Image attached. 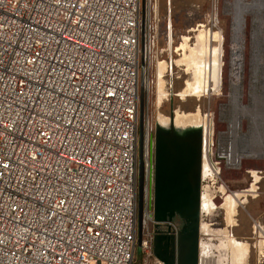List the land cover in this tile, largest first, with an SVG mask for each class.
Wrapping results in <instances>:
<instances>
[{"label":"built area","instance_id":"2783aa9c","mask_svg":"<svg viewBox=\"0 0 264 264\" xmlns=\"http://www.w3.org/2000/svg\"><path fill=\"white\" fill-rule=\"evenodd\" d=\"M154 20L152 0H0V264H178L147 195L137 228Z\"/></svg>","mask_w":264,"mask_h":264},{"label":"rangeland","instance_id":"374dc122","mask_svg":"<svg viewBox=\"0 0 264 264\" xmlns=\"http://www.w3.org/2000/svg\"><path fill=\"white\" fill-rule=\"evenodd\" d=\"M152 6L155 10L156 39L155 57L146 65L143 82L141 127L144 161L143 196L146 197L148 190L149 201H153L154 139L157 129L160 131V121L168 127L164 134L166 137L172 136L173 133L176 135L173 124L177 113H180L183 122L186 120L192 124L191 127L202 130V137L206 135L208 126V130L210 128L208 150L204 149L208 140H204L203 137L204 145L202 149L198 148L199 154L196 156L195 153L191 154L196 161L198 157L197 165L201 167L200 174L196 164L191 171L192 185L194 184L191 199L194 202L198 200L197 206H200L197 226L194 228L190 226L183 234V223L184 227L188 224L182 216L187 215L188 210L183 215V205L178 204L173 211L178 231L177 249L180 240L183 247L181 252L183 251L185 257L188 254L186 246L189 247L192 242L195 249L198 241L197 249L198 251L200 249L201 263L218 264L220 261L221 264L222 261V264H229L227 240L233 239L230 236L233 235L237 241L233 239L230 242L243 244L238 242L240 241L248 245L247 253L241 255L236 264H264V261L259 259L257 246L252 245L251 237L253 219L261 220L258 216L264 212V6H254V12L259 16L255 20L258 18L261 28L257 32L253 31L252 36L255 39L251 42L248 39L250 18L247 17L243 30L244 40L237 37L234 42L233 48L238 49L237 56L231 50L233 42L231 23L235 14L247 11L240 2L152 0ZM170 32L172 50L168 47ZM182 37L183 56L182 51H176L180 48ZM250 49L254 52L250 53ZM214 54L222 63L219 73L220 80L222 79L220 88L214 90L210 87L209 90H202L200 95H185L186 85L192 81L194 72L199 70L205 74V65L208 66ZM182 58L183 66H179L177 61ZM235 58L237 59L234 66ZM160 62L166 63L162 78L164 86L161 91L157 82V68ZM232 75L240 86L239 89L234 88L236 96L232 98L236 100L235 102L228 99L230 93L228 76ZM250 81L252 86L249 84ZM182 92L183 95L180 94ZM196 117L199 118L201 125L198 124V120L195 123ZM189 165L188 163L186 166ZM246 190L248 191L245 193ZM235 193L239 194L237 198L233 196ZM229 197H232L236 204L235 214L227 213L226 208L222 206L224 200ZM203 199H210L214 206L203 211L201 207ZM143 205L140 210L137 207L138 229L141 227ZM195 206L193 205L194 208ZM251 212L256 214L251 215ZM196 229L197 241L194 237ZM140 239L139 232L135 248L138 262L141 257ZM244 246L247 249V246Z\"/></svg>","mask_w":264,"mask_h":264},{"label":"water","instance_id":"95a60500","mask_svg":"<svg viewBox=\"0 0 264 264\" xmlns=\"http://www.w3.org/2000/svg\"><path fill=\"white\" fill-rule=\"evenodd\" d=\"M141 10L143 11V0H141ZM143 24V18L142 23ZM142 116H143V86L140 82L139 87V154H138V184H137V207L140 210L144 201V161H143V144H142ZM200 148V147H199ZM185 146L178 144L174 138H163L158 129L154 139V200L153 206L157 218L171 217L178 203L183 202V215L187 220L188 226L184 227L183 234L186 229L197 226L196 220L200 212L198 200H192V175L193 165L187 168L185 155ZM183 160V162H182ZM184 164V165H183ZM200 166L198 165V173L200 174ZM195 206V208L193 207ZM188 215V213H190ZM165 213V214H164ZM178 214V213H176ZM196 215V216H195ZM194 225V226H193ZM193 226V227H192ZM197 241V229L195 236ZM192 242L187 247V256H183V261L179 260L178 264H203L201 263L200 249L197 246L194 249ZM186 249V248H185ZM195 250V253H194ZM154 253L165 260L159 249L157 240L154 242Z\"/></svg>","mask_w":264,"mask_h":264},{"label":"bare ground","instance_id":"6f19581e","mask_svg":"<svg viewBox=\"0 0 264 264\" xmlns=\"http://www.w3.org/2000/svg\"><path fill=\"white\" fill-rule=\"evenodd\" d=\"M235 1L240 2L243 6H245V9L247 10V11H241L240 13L235 14V17H234V19H232V23H231L232 39H233V42L231 43V50L233 51L235 56H237L238 55V49L237 48H233L234 42H235L237 37H239V39H243L244 40L243 30H244V27L246 25L247 17L250 18L248 20L249 21V33L247 32L248 33V39H249L250 42L255 39L252 36L253 31L257 32L261 28V25H260V23L258 21V18H257V20H255V18L259 17V16H257L256 13L254 12V6L255 7L264 6V0H249V1H246V0H235ZM258 9H260V8H258ZM168 39L170 40V42L168 43V47H170V49L172 50V45H171V43H172L171 42L172 34H171V32L168 35ZM176 51H182V56H183V37H182V43L180 45V48H177ZM251 52L253 53L254 50L250 49V53ZM218 54H220V52H218ZM216 55H217V53H216ZM216 55L215 54L212 55V57L210 58V62L208 64V66L205 65V70H206L207 74L206 73L205 74L204 73H200L199 70L194 72V74L192 76V81L189 84L186 85L187 88H185V91H184L185 95L186 94L187 95L188 94L200 95L202 93V90L203 91H205L207 89L209 90L210 87L214 88V90H217V89L220 88L222 79L220 80L221 75L219 73H220V68L222 66V63L219 60L220 58L217 57ZM251 55L254 56V54H251ZM236 59L237 58H235V60H234V66L236 65ZM178 63L180 64L179 66H183V58L180 61H177V64ZM165 65H166L165 62H160L158 64V68H157V79H158L157 82L160 85V87H159L160 90L159 91H161L163 86H164L162 78H163V74H164V71H165V68H166ZM234 69H236V68H234ZM250 70L253 71L252 69H250ZM250 74H251V72H250ZM228 84H229V87H230V93H229L228 99L230 101H232V102H235L236 100L234 98H232V97L236 96V91L234 92V88L237 87L239 89L240 88L239 83L236 80H234V76L232 75V76H228ZM249 84H250V86H252L251 81H250ZM180 94L183 95V92L180 93ZM161 95L162 94H160V96ZM230 104H232V103H230ZM197 120H198V124L201 125L198 117H196L195 123L197 122ZM184 122H183V118L180 115V113H177L175 122L173 124L174 127H175L176 135L173 133L172 136L166 137L164 134H165V132L168 131V127H167V125L165 126V124L163 125L162 121H160V124H161L160 127H159L160 131L159 130L158 131H159L160 135L163 138L167 139V138H171L172 137L181 146H183V144H184V146H185V151L184 152H185V155L188 157L186 159L185 165L189 163L190 165L192 164L194 166L196 164L195 166H196V168H198V165H197L198 157H197V161H196L194 157H191V154L193 153V155H194V153H195V156L199 154V150H198L199 146H200V149H202L203 145H204L203 144V137L205 138L204 140H208L207 143L204 145V147H205L204 149L208 150L209 143H210V138H209V136H210V128L208 130V126H207L206 127V131L204 129V131L206 132L205 133L206 135H204L202 137V133H201L202 130H198V129L196 130V127H194V128L191 127L192 124L188 123L187 121H186L187 123L185 122V124L183 125ZM175 137L177 138V140H176ZM201 141H202V143H201ZM204 155L206 156L207 152ZM194 160H195V162H194ZM182 162H183V160H182ZM187 168H189V167L187 166ZM210 168L213 169V167H211V166H210ZM204 170L206 172L207 168L205 167ZM193 185H192V187H193ZM247 191L248 190H246L245 193ZM233 196H234V198H237V196H239V194L235 193V194H233ZM179 204L181 206L183 204V202L179 203ZM212 206H214V205H212V201L210 199H203L202 200L201 207H202L203 211L208 209L209 207H212ZM222 206L224 208H226L227 213H231L232 214L235 211L236 204H235L234 200L232 199V197H229L228 199L224 200ZM231 240H233V239H228L227 240V242L229 243V245H228L229 246V255H230V263L229 264H236L238 259H239V255H241V254L243 255L244 253H246L244 251V247L245 246H244V244L236 243V241L230 242ZM260 242L263 243L262 241H260ZM261 245H263V244H261ZM258 248H259L260 251L262 250L261 246H259ZM245 249H246V247H245ZM242 260H243V258H242Z\"/></svg>","mask_w":264,"mask_h":264},{"label":"crops","instance_id":"0c3cea01","mask_svg":"<svg viewBox=\"0 0 264 264\" xmlns=\"http://www.w3.org/2000/svg\"><path fill=\"white\" fill-rule=\"evenodd\" d=\"M235 212H236V210H235ZM235 212H234V214H235ZM233 214V215H234ZM256 213L255 212H251V215H255ZM232 215V216H233ZM261 218V220H257V218L256 219H253V224H252V231H251V233L253 234V235H251V237H252V245L253 246H257V249L259 250V246H261V251L259 250V259H260V254L261 253H263V249H264V241H263V238H264V212L263 213H261L259 216H258V218ZM231 221H233V219H231ZM256 226V227H255ZM260 228V229H259ZM230 236H232L233 237V239L234 240H236L235 239V237L233 236V235H230ZM237 241V240H236ZM260 241H262L263 243H261ZM239 243H243L244 245H246L247 246V249L245 250V252L247 253V250H248V245L246 244V243H244V242H240V241H238ZM249 244V243H248ZM261 244H263V245H261ZM249 246H250V244H249ZM204 249V248H203ZM246 253H244V254H246ZM242 255V254H241ZM241 255H239V257L241 256ZM219 261V260H218ZM220 262V261H219ZM218 262V264H220ZM259 263H261V261L259 262ZM221 264H222V261H221Z\"/></svg>","mask_w":264,"mask_h":264},{"label":"flooded vegetation","instance_id":"af4514ba","mask_svg":"<svg viewBox=\"0 0 264 264\" xmlns=\"http://www.w3.org/2000/svg\"><path fill=\"white\" fill-rule=\"evenodd\" d=\"M153 157H154V154H153ZM152 172H153V176H154V158H153V165H152ZM152 175V174H151ZM148 180V178H147ZM154 180V179H153ZM154 184V183H153ZM148 190H147V198H148V203L152 204L153 205V201L150 202L149 201V195H148ZM154 200V198H153ZM143 204H144V201H143ZM179 204V203H178ZM183 230V229H182ZM181 230V231H182ZM220 231V230H219ZM218 232V231H217ZM182 233V232H180ZM180 240H179V249H177V244L178 242L176 243L172 238H169L167 240V245H166V257L168 259V261H173L175 258L183 261V251L181 252V250L183 249V247H181V244H180Z\"/></svg>","mask_w":264,"mask_h":264}]
</instances>
